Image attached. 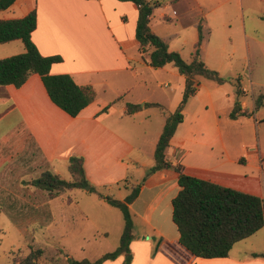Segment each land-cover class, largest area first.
Returning <instances> with one entry per match:
<instances>
[{"label": "rangeland", "instance_id": "374dc122", "mask_svg": "<svg viewBox=\"0 0 264 264\" xmlns=\"http://www.w3.org/2000/svg\"><path fill=\"white\" fill-rule=\"evenodd\" d=\"M159 1L161 5L154 10L151 21L153 30L167 40L171 50L178 51L185 61H190L197 40L195 22L198 21L202 26L201 59L225 78L221 84L205 78L196 79L198 83L200 81L196 95L187 99L182 110L183 120L176 126L170 143L179 146L175 142L184 138L186 145L179 146L176 151L169 147L167 159L175 165L188 166L185 170H194L213 167V160L220 157L228 161L229 158L245 156L246 151H258L264 156V103L255 105L256 97L264 94V0H197L203 15L193 7L187 9L192 6L187 0L177 3ZM173 8L178 14H172ZM162 11L171 15L170 21L162 19ZM169 67L175 70V74ZM147 79L165 84L154 96L160 100L164 111L153 108L143 117L126 116L120 121L115 117L116 124L112 126L134 146L132 159L127 161L128 174L118 185L92 186L99 192L123 200L133 186L144 181L147 185L142 192L143 199L159 192L163 195L160 208L152 216V224L176 234L169 203L176 190L169 191L158 180V175L147 180L153 174L146 176V173L154 164L152 151L163 121L166 115L174 112L182 97L183 75L168 64L166 70L156 76H147ZM237 83L243 94L237 95ZM236 100L244 102L249 115H239L235 119L228 117ZM17 122L14 114L0 119V136ZM221 142L225 149L219 147ZM8 154L9 160L0 169V264H13V258L23 259L36 248L43 250L37 257L38 264H66V254L75 259L94 260L118 247L124 225L122 213L100 200L95 191L90 190L91 183L88 189L85 186L60 192L54 200V207H58L56 212L66 210L65 215L70 213L66 218L71 217V222L43 226L48 219L44 215V203L50 197L47 191L33 187L30 182L48 166L29 139L24 141V149ZM230 166L233 172L245 176V184L259 190L264 200V168L259 171L243 161L231 162ZM55 170L61 178L73 179L67 166L57 163ZM172 172V168L165 171L168 175ZM130 213L136 224V233L150 230V225L131 210ZM79 230L84 231L85 240L80 237ZM157 238L160 239L161 235Z\"/></svg>", "mask_w": 264, "mask_h": 264}, {"label": "crops", "instance_id": "0c3cea01", "mask_svg": "<svg viewBox=\"0 0 264 264\" xmlns=\"http://www.w3.org/2000/svg\"><path fill=\"white\" fill-rule=\"evenodd\" d=\"M172 1L177 3L179 0ZM187 1L192 5L187 9L193 7L197 9L199 15H203L197 0ZM158 2L160 6L161 3L159 0ZM32 9L36 11V27L31 33V39L38 51L43 56L61 57L60 61L51 64L50 73L69 74L76 84L91 85L96 92V98L78 115L72 117L50 100L40 76L36 73L30 74L20 87L11 84L0 87V119L9 118L12 114L18 118V122L13 124L6 134L0 136V169L9 160L8 153L24 149V141L29 139L40 159L47 164L46 170L55 172V164L68 166L69 156L80 155L83 157L85 174L91 185L99 187L108 184L118 185V182L127 177V161L132 159L134 146L125 138L126 136L112 126L116 124L115 117H118L119 121L126 116L143 117L150 109L158 108L143 105L146 102L160 103L154 96L165 84L158 80L152 83L147 76H156L161 70H166L171 63L154 68L142 56L135 39L138 12L136 5L131 1L15 0L7 9L0 10V19L21 18ZM153 14L154 11L150 17L152 30ZM172 14H178V10L173 8ZM160 16L164 21H170L172 18L164 11ZM178 18L180 20L181 15ZM195 23L197 26L198 21ZM24 51L25 47L20 39L0 43V58ZM169 68L173 70L172 67ZM173 73L175 74V70ZM195 95L196 93L193 96ZM117 97H121L120 100L102 111ZM126 102L139 104L141 109L126 114ZM243 103L240 104L245 108ZM214 124L220 137L216 118ZM161 130L157 134V139ZM175 143L182 147L186 145V140L182 138ZM179 146L170 144L168 148L172 147L176 151ZM219 147L225 149L223 142ZM258 153L246 151L245 156L229 158L228 161L220 157L213 160V167L193 168L196 172L187 169L186 171L185 168L188 166L182 168L188 175L262 197L259 190L245 184V176L233 172L230 166L231 162L243 161L260 171ZM168 160L172 162L171 159ZM166 170L168 169L153 172L147 180L155 179L154 176L158 175L162 185H166L169 191L176 190L177 194L179 191L177 173L173 170L168 175L165 173ZM146 185L143 181L137 197L129 204V209L150 225V230L142 234L136 233L133 219L134 237L129 242L132 257L129 264H264V227L236 242L226 257L201 258L192 255L178 243L177 229L176 234H173L170 230L168 232L165 228H158L152 224V216L160 208L163 195L161 196L159 192L143 199L142 192ZM59 196L60 193L45 200L44 215L48 219L42 223L43 226L53 227L60 222L63 224L71 222V217L66 218L70 214L65 215L66 210L56 212L58 207H54V200ZM173 197L169 202L171 214ZM83 232L79 230L80 237L85 240ZM157 235H161V238L158 239ZM253 253L258 255L255 256ZM69 256L66 254V257ZM124 257L125 253H122L101 264H122Z\"/></svg>", "mask_w": 264, "mask_h": 264}, {"label": "trees", "instance_id": "16d2710c", "mask_svg": "<svg viewBox=\"0 0 264 264\" xmlns=\"http://www.w3.org/2000/svg\"><path fill=\"white\" fill-rule=\"evenodd\" d=\"M15 0H0V10L7 9ZM133 2L137 7L135 39L142 56L154 68L171 63L184 76L182 97L173 113L166 115L165 121L157 139L153 158L154 164L148 168L147 174L160 169L172 168L177 173L179 191L172 198L171 219L178 232V243L192 255L201 258L226 257L232 246L264 227V200L261 196L243 192L231 187L204 180L183 172L179 164H173L167 159V148L175 132L176 126L183 120V107L187 99L196 93L197 78L212 80L218 84L225 78L217 70L209 68L200 56L202 41V26L197 24V40L194 43L192 59L185 61L176 50H170L168 43L155 33L150 26V17L159 6L158 0H125ZM36 27V11L32 9L21 18L0 19V43L20 39L25 51L12 56L0 58V87L14 85L20 87L32 73L40 76L50 100L74 117L96 98V92L91 85H78L69 74H51L52 63L61 60L59 55L43 56L31 39V33ZM238 80V79H237ZM237 95L243 94L240 84L236 86ZM115 98L110 104L120 100ZM264 103V94H259L255 105ZM144 107L155 106L163 110V105L157 102H146ZM141 109L139 104L125 103V113L131 114ZM236 100L229 113L231 119L239 115H249ZM68 172L72 180H65L51 170L43 171L30 184L47 191L50 198L60 192L73 188H83L90 184L84 166L83 157L71 155L68 158ZM125 180V179H124ZM144 180V178H143ZM119 183V182H118ZM142 182L131 188L123 200L99 192L91 185L98 198L109 205L118 208L124 220L120 243L113 251L102 254L99 258L75 259L67 257L66 264H101L107 259H114L125 253L122 264H129L132 257L129 242L133 239V221L129 204L137 197ZM43 252L41 248L31 250L23 259L13 258V264H38L37 257ZM257 256V253H253Z\"/></svg>", "mask_w": 264, "mask_h": 264}, {"label": "built area", "instance_id": "2783aa9c", "mask_svg": "<svg viewBox=\"0 0 264 264\" xmlns=\"http://www.w3.org/2000/svg\"><path fill=\"white\" fill-rule=\"evenodd\" d=\"M258 165L259 168H264V156L260 153L258 154Z\"/></svg>", "mask_w": 264, "mask_h": 264}, {"label": "water", "instance_id": "95a60500", "mask_svg": "<svg viewBox=\"0 0 264 264\" xmlns=\"http://www.w3.org/2000/svg\"><path fill=\"white\" fill-rule=\"evenodd\" d=\"M86 188L88 189L89 188V185H87Z\"/></svg>", "mask_w": 264, "mask_h": 264}]
</instances>
